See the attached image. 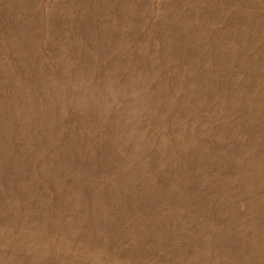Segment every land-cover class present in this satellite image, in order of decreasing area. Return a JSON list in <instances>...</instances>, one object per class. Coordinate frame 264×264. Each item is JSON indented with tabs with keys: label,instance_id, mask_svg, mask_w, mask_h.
I'll return each instance as SVG.
<instances>
[{
	"label": "rangeland",
	"instance_id": "374dc122",
	"mask_svg": "<svg viewBox=\"0 0 264 264\" xmlns=\"http://www.w3.org/2000/svg\"><path fill=\"white\" fill-rule=\"evenodd\" d=\"M0 264H264V0H0Z\"/></svg>",
	"mask_w": 264,
	"mask_h": 264
}]
</instances>
